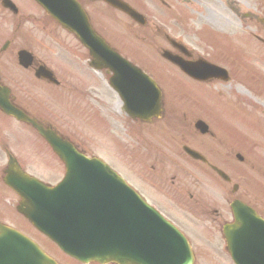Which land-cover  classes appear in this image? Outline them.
<instances>
[{"label": "rangeland", "instance_id": "1", "mask_svg": "<svg viewBox=\"0 0 264 264\" xmlns=\"http://www.w3.org/2000/svg\"><path fill=\"white\" fill-rule=\"evenodd\" d=\"M164 1L168 2V4L172 7V10L170 8H165L161 4L160 0L140 1V9L142 8L144 10V13L151 21L146 28L130 26V24L128 25V20H123L122 18H119L118 24L113 27L117 32L119 29V32L122 35H125V37H128L134 43L133 45L131 42L126 41L131 45V47H133V49H135L136 53L142 54L144 56H150L167 46L166 43H164V41L161 39V37L156 38L154 36L157 30L155 25H158L162 30L167 31L175 38L182 41V43H184L189 49L194 50L196 54L204 55L205 57L218 56L214 53V51L216 50L215 47H217V42H219L218 44L221 45L223 51H225V53L227 54L231 53V41L233 42L232 51H234V54L241 51L240 48L244 47V43L239 40L241 38H237V35L234 36V34L243 33L245 35V31L247 29L245 25L241 26L240 22L229 11L228 7L225 4V0H187V2H185V0ZM237 1L241 4L243 9L257 13L258 10L260 11L261 9L260 4L264 3L261 0ZM98 7L102 10L104 9L102 6ZM175 11L178 15L174 14L176 13ZM260 35H264V31H260ZM244 37L247 36L245 35ZM63 40L65 44L71 43L73 46H76V43L70 38H64ZM148 41L153 42L152 47L150 48L152 52L150 53L147 52L150 50L143 47L147 46ZM139 46H141L140 50H138L137 48ZM261 55L264 56V51ZM234 57L236 56L234 55ZM225 58L228 57L225 56ZM218 63L223 62L218 61ZM255 74L260 75L258 72H256ZM238 75L241 74L238 73ZM173 76H175L174 78H172L173 81L169 80L167 84L174 91H176V93H179L187 103L192 105H194V102L199 103L197 106L203 108L202 110L205 113L209 114V116L213 119L215 126L220 128L221 133L228 134L233 140L246 144L248 143V139L246 138V136L245 138L241 136V132H239L245 129V132H252L253 138L251 140L255 143L259 142L260 139L263 140V137H260V134L262 133V131H264V128L259 125L258 122L251 116L245 115V126L241 123H237L243 121L240 114L232 111L229 106H224L222 102L216 100L214 97H211V94L206 93L203 89H201V87L191 84L188 81L181 80L180 76ZM262 77L264 80V76ZM97 78L100 79L99 77ZM94 83L98 84L96 81H94ZM237 89L238 82L234 80L232 82L231 88H228V91L226 90V95L230 97L232 101H235V95L239 98L241 97ZM168 107H170V105H168ZM180 114H182V112ZM203 117L205 116L203 115ZM233 121L237 122L235 123ZM6 123L10 125L9 122L6 121ZM77 123L80 127V121L75 120V124ZM88 130L91 132V135L97 136L98 124L95 122L90 123L88 125ZM76 131H78L79 135L82 134L80 129ZM29 137L30 136L28 134L24 133L22 135L21 144L25 145L23 143V140L28 139ZM92 140L93 138L90 137V141ZM18 150L20 151V153H23L21 147H19ZM100 150L108 156V158L106 159H108L111 162L112 166L117 169L115 162H113L112 157L109 153H107V150L102 147H100ZM125 178L130 182L131 180L136 181L133 177L126 176ZM261 194L264 196V193L262 191ZM256 201H258L256 205L261 210H264V197ZM11 217L15 226L19 228L25 226V223L20 218L16 216Z\"/></svg>", "mask_w": 264, "mask_h": 264}, {"label": "flooded vegetation", "instance_id": "2", "mask_svg": "<svg viewBox=\"0 0 264 264\" xmlns=\"http://www.w3.org/2000/svg\"><path fill=\"white\" fill-rule=\"evenodd\" d=\"M11 2L16 7L19 6L18 0H0V88L7 89L9 102L16 109L37 120L47 129L56 130L63 135L55 109L51 105L56 100L57 88H62L68 95H72L73 88H69L67 80L54 85L49 80L37 77V73L41 74L42 69L51 71L56 78L57 72L38 57L31 43L20 33L21 24L8 18L11 13L4 8V5L7 7ZM21 53L30 55L25 58L23 65H21ZM5 120L10 123L16 122L0 110V121L5 122ZM4 151L7 154L9 149L5 148ZM51 159L52 157L45 159L42 167L38 169L39 172L45 174L48 172L49 175L55 173L56 166L50 164ZM19 163L25 167L23 162ZM158 184L162 185L161 178ZM152 188H156L154 184ZM156 189L162 192V187ZM177 189L181 191L180 186H177Z\"/></svg>", "mask_w": 264, "mask_h": 264}, {"label": "water", "instance_id": "3", "mask_svg": "<svg viewBox=\"0 0 264 264\" xmlns=\"http://www.w3.org/2000/svg\"><path fill=\"white\" fill-rule=\"evenodd\" d=\"M44 2L49 5L51 0H44ZM60 17L67 22L68 16L62 13ZM95 51V50H94ZM96 52V51H95ZM97 54L100 53L98 50ZM71 178L80 183L75 177L76 172H81L79 168H72ZM68 180L58 189L59 194L66 195ZM74 189H80L79 187ZM88 201L93 202V207L88 205ZM102 200L95 197L88 199L87 201H79L77 197H73L70 201H65V203H59L58 214L56 217L57 223V243L61 248L70 253L71 255H84L87 251V244L100 240V235L91 233L94 228H103V230L109 231L111 234L112 253L118 254L123 257L124 260L138 261L140 264H157L152 262L144 253H140L133 245V234L130 232H125V223L122 221L121 217L115 215L109 211H104L100 206ZM250 218H245V259L249 264L255 262L257 264H264V244L262 243L260 248L257 247L256 243L251 239V232L253 228L249 224ZM48 224L49 225V220ZM248 223V224H247ZM120 225L121 228L117 230V226ZM103 235V234H102ZM104 235H106L104 233ZM256 235V234H255ZM150 246L148 249L150 252H156L163 248L160 244L158 247L153 248L149 242L146 247ZM169 264V263H164Z\"/></svg>", "mask_w": 264, "mask_h": 264}]
</instances>
